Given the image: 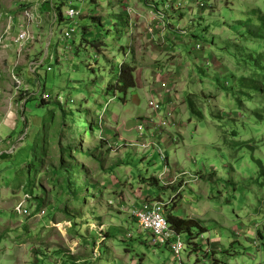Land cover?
<instances>
[{
	"label": "rangeland",
	"instance_id": "1",
	"mask_svg": "<svg viewBox=\"0 0 264 264\" xmlns=\"http://www.w3.org/2000/svg\"><path fill=\"white\" fill-rule=\"evenodd\" d=\"M52 1L57 5L63 1V12L71 5L79 8L82 16L77 20L76 43L70 42L74 49L70 60L57 58V44L70 22L59 18L54 23L50 47L43 44L49 42V30L42 36L34 31L37 40L22 53L28 60L33 52L44 63L40 77L32 78L34 95L25 107H15L13 125L4 123L7 118L0 119V149L9 151L11 145L16 146L12 153L6 152V158L0 157V264H72L65 253L73 245H77L79 264H180L167 246L151 244L150 233L140 230L129 212H117L109 204L113 202L116 208L122 202L129 211L131 205L126 203L132 201V191L169 203L166 214L201 219L207 230L195 241L201 250L191 254L185 246V264H264V178L257 165L264 164V93L251 87L249 80L264 55V39L261 43L252 40L244 27L255 10L258 17L252 19L259 25L264 0H195L190 12L186 0L164 4L170 5L166 13L177 31L190 34L179 56L183 64H189L183 67L184 81H176L178 86L175 81L165 82L175 85L169 96L174 98L183 84L189 87L184 102L174 101L176 109L182 106L178 114L187 117L180 141L165 148L167 157H175L177 167L159 179L165 163L156 147L138 146L136 130V118L150 113V95L139 88L115 95L107 88L117 82L120 66L132 62L131 48L146 46L134 24L132 6L138 3L129 2L125 11L131 12V20L125 22L110 16L117 0ZM43 5V0H0V22L6 13L18 16L24 9L37 11ZM159 5L163 7L161 0ZM41 14L47 24L53 21V15L44 10ZM93 16L101 19V25ZM154 16L143 18V25L146 35L158 40L155 47L160 50V34L167 24L162 14ZM82 33L89 36L83 42ZM93 41L96 46L91 45ZM196 43L203 48L195 50ZM45 46L47 58L46 53L41 56ZM200 52L206 56L204 62L198 59ZM256 52L260 56L252 60ZM14 59L12 55L10 60ZM151 61L152 66L159 63L157 57ZM154 70L156 76L160 70ZM239 77H246L251 88L241 86ZM43 93L50 94L51 100L41 105ZM1 100L0 105H5L7 101ZM109 105L119 107L123 138L113 139L104 148L100 117ZM113 149L117 150L114 155L110 153ZM154 176L159 186L149 184ZM149 190L152 195L147 196ZM26 194L28 217L15 211ZM36 197L44 199L40 205ZM56 217L55 223L70 220V235L52 225ZM101 222L106 225L102 233ZM71 236L89 243V248L73 243ZM182 239L186 242L187 235L182 234Z\"/></svg>",
	"mask_w": 264,
	"mask_h": 264
},
{
	"label": "built area",
	"instance_id": "2",
	"mask_svg": "<svg viewBox=\"0 0 264 264\" xmlns=\"http://www.w3.org/2000/svg\"><path fill=\"white\" fill-rule=\"evenodd\" d=\"M51 1L52 0H43V4ZM168 3L170 2H167V4ZM199 5L204 7L205 3L200 2ZM167 7L171 9L170 5ZM128 14L130 15L131 12L129 13L128 11ZM154 14L160 15L159 12H154ZM5 16L6 19L4 20V24L0 27V83L3 81L5 76L12 83V95L9 98V109L7 111V117H10L16 106L19 105L20 108L25 107V104L34 95L31 93V89L33 87L32 84H27L25 79L21 76V57L25 48H28L37 40L34 31H39L45 22L43 19L44 16L41 14V9H38L37 11L24 9L18 16L10 15L9 13H6ZM81 16V9L73 7L72 5L65 12L62 10L63 22H70L71 25L66 27L62 32L60 44H57V58H59L60 50L62 51V55L60 57L70 60L72 55L71 52L74 50L70 42L71 40L74 42V39L77 37V20L80 19ZM52 18L53 23H58L57 13L53 14ZM180 33L181 35L186 36L185 31H180ZM50 43L51 40L47 44V47L50 46ZM202 48L203 46L201 43H196L195 50H201ZM10 54L15 55V59L13 61L10 60ZM47 56L48 52L46 54V58ZM43 65V60L32 62L29 65L30 74L33 76H39V71ZM50 70L51 68L49 67L48 71ZM173 82L174 79L172 80V83ZM164 87L165 94L167 95H172L173 88L175 90L174 84L167 85L165 83ZM50 99V94L43 93L41 96V100L43 101H50ZM148 106L150 108L149 115L144 118H139L136 126V130L138 131L140 137L138 146L140 145L143 149L156 147L154 150H157L162 161L165 163V169L159 174V179L166 176L169 171L167 162L169 157H167L165 147L159 138L163 137V135L172 127L175 119L176 104L169 103L168 106L164 108L161 102L151 98L148 102ZM24 136L25 135H23L21 140ZM10 143L11 142H8V144ZM15 149L16 146L11 145L9 151L6 152L7 154L12 153ZM27 197H29L28 194H26L24 199L20 200L15 207V211L20 216H31V211L26 208V205L24 206V204H26L25 199ZM112 203L113 202H110L109 204L113 206L114 204ZM121 203L119 204V208H121L122 211L129 212L130 216L138 223L140 230L150 233L151 244L153 246H167L173 255L180 261V264H185L182 259V252L185 250L186 246L185 242L182 239V235L172 229L167 219L166 207L169 203H166L163 200L147 197L139 204L130 206L129 211L125 209V206H121ZM55 225L63 235H66L68 228L71 227V222L67 221L64 223H57ZM100 229L102 233L103 228L101 227ZM129 236L132 238L131 235Z\"/></svg>",
	"mask_w": 264,
	"mask_h": 264
},
{
	"label": "crops",
	"instance_id": "3",
	"mask_svg": "<svg viewBox=\"0 0 264 264\" xmlns=\"http://www.w3.org/2000/svg\"><path fill=\"white\" fill-rule=\"evenodd\" d=\"M91 1H93V0H91ZM131 1H132V3L133 2L138 3L135 6H132L133 10H135V13H136L135 19H134L135 20L134 24L137 27L136 28L137 33L139 31L141 32L140 37H142L144 39L143 42L145 41V45H146L144 48H139L135 51H133V49L131 48L132 46L130 47L133 63L131 62L129 64L136 66V71L134 73L135 82H136L135 88H139V89L144 90V91L146 90V92H148L150 97L161 102L163 104L164 108H166L169 103H175L174 102L175 99L179 100V102H180V100H181V102H184L186 100L184 92L189 87V85H188L189 83H186L187 86L185 84L181 85V87L179 86L177 89V91L179 93L176 92V95L174 98H172L169 95H166L164 93V90H163V84L165 82H167V83L171 82L174 78H175L174 81L176 84H177V82L179 83L181 81H184L183 76H182L183 75L182 71L184 69L183 67L184 66L187 67L189 65V64H183V62L180 60L179 56H180L181 49L185 48L186 45H188L190 34L188 33L186 36L180 35V31L179 32L177 31L178 26L173 25L172 17L166 13V9L168 8L167 5L166 6L164 5L165 3L167 4V2H170V1L177 4L179 2V0H161L163 7H161L159 5L160 0H150L153 2L152 4H147V2H149L148 0H140V2L138 0H135V1L134 0H117V3L113 7L110 16H117L120 19L125 20V22L127 20L129 22V20H131V18L129 17V15L125 11V9L128 7L129 2H131ZM185 3H186V7H187V4L189 3V5L186 9L189 10V12H190L191 9H189V7L192 8L194 6L195 0H186ZM57 7H58V5L56 3H54L53 1H51V2L43 5V8L41 9V11L43 12V10H44V13L49 14L51 17L53 14L56 13ZM164 7H165V9H164ZM174 10H177V7H174ZM154 12H159V14H162L164 17L163 20L167 24L160 34V37L163 40V43H162L163 46L160 47V50L155 47V41L157 42L158 40L157 39L153 40L152 38H150L149 34L146 35V31H145L146 27L144 28V25H143V22H144L143 18L144 19L145 18L151 19L152 16L155 15ZM123 14H125V15H123ZM178 16H180V14ZM155 17H156V15L154 16V18ZM173 17L176 18V15ZM161 19H162V17L161 18L158 17L157 20L160 21ZM153 22L155 23L156 21H153ZM3 24H4V21L2 20L0 22V27L3 26ZM54 25L55 24L53 23V21H51V23H49V24H47L45 22L43 24V26L41 27V29H39V33H41V36L45 35V32L46 31L48 32V30H49V36H48L49 42L53 37ZM133 30H134V28H133ZM88 37H89L88 35H86L85 38H83V36H81L82 42L87 40ZM76 38L74 39L75 41H76ZM134 38H135V36H134ZM41 39H42V37H41ZM52 41H53V39H52ZM49 42H47V43L44 42L43 44H48ZM51 44H52V42L50 43V45ZM100 45H99L98 50H101L102 46H100ZM81 46H82V44H81ZM57 48H58V46H57ZM34 49H35V47H34ZM46 50L48 52V48H46V46H45V49H43L41 56L44 57L45 53L47 54ZM157 50H159V52L156 55ZM36 52H38V51H36ZM31 54H33L32 55L33 57L29 58L28 60H25L22 57L20 70L22 69L21 76L25 79V81L26 82L28 81V83L33 84L34 80L32 78H35V77L33 75H31L29 72V65L32 62L41 61L42 58H40L39 60H36L34 57L36 54L33 52ZM61 55H62L61 51L59 50V58ZM10 56H12V54H10ZM202 56H204V57H202ZM156 57H157V61L159 63H154V65L152 66L153 63L151 60H153ZM204 58L206 59L205 54L203 52H200V54L198 55V59H200V60L202 59L204 62V60H205ZM61 59H59V60H61ZM126 64H128V63H126ZM153 68L154 69L159 68V70H160V71H158L159 73H157L156 76H155V74L157 71H155ZM207 72H208V70H207ZM202 74H204V73H202ZM177 86H178V84H177ZM11 91H12V83L5 76L3 81L0 83V98L2 99L1 102H6V101L7 102L5 103V105L3 104V106L0 105L1 106L0 107V119H2V118L6 119L7 118L6 121H4V123H6L7 125H13L14 124L13 122H11L12 121L11 116L13 115V113H12V115H10V117H7V111L9 109V107H8L9 98L12 95ZM115 95H116V93H115ZM189 96H192V95L189 94ZM6 97H7V100L5 99ZM123 102H127V99H125V100L123 99ZM179 106L177 107L178 110L180 107H182V106H180V107ZM178 110L175 113V119H174L172 127L162 137L163 146L167 150L170 146H172V144H174V143L177 144L180 141V134H181V130H182L183 124H184L183 120L187 118L186 114H184L181 117V115L178 114L179 113ZM119 112H120L119 107H113L112 108L111 105H109L108 108L106 109V113L109 114V116H107L105 113L103 115V118L100 117L101 121L103 122V125H100V132L102 133V134H100V137L102 138V143H103L104 148H106V145L111 143L113 139H117V137H118V139L123 138L122 133H120V131H119L120 130V128H119V125H120L119 124L120 123ZM147 115H149V114H147ZM143 116H146V115H143ZM143 116H138L136 119L138 120L139 118H142ZM25 122L27 123L26 119H25ZM132 131H134L133 128H132ZM132 131L129 130V132H132ZM175 136H177V138ZM4 147L5 146H3L2 148H4ZM124 150H126V149H123V152H124ZM116 152H117V150L113 149V151H111L110 153L114 155V153H116ZM2 153H6V149H0V154H2ZM174 155H176V153H174ZM169 167H170L169 168L170 170H172L173 167H177V163L175 162V157H172L171 159L169 158ZM154 177H156V176H154ZM143 185H145V184L143 183ZM131 193L132 194H131L130 199H132V201L130 202L129 200H127L128 202L126 203V204H129L131 206L134 204H138L139 201L141 202L143 198H147V197L142 196V194H138V193L133 192V191ZM147 193H148L147 196L152 195L151 194L152 192L150 190ZM120 199H121V197H120ZM121 204H123V203H121ZM119 206L120 205L118 204V206L116 208L114 206H112V207L114 209H117V212L122 213V210H121V208H119ZM54 217H55V215H54ZM181 217L185 218L186 216H181ZM55 219L57 220V217L53 218L52 225L57 224L54 222ZM196 219H199L201 221V219L198 217ZM67 221H70V220H67ZM67 221L63 220L62 222H58V223H64ZM95 226H96L95 224L92 225L93 228H95ZM99 226L104 227L106 225L103 222H101V223H99ZM105 234H107V233H105ZM67 235H70V230H69ZM71 237H73V236H71ZM77 242H79L78 246H83L85 248H89V246H90L89 243L82 241L79 237H77L76 239L74 238L73 243L77 244ZM76 246L77 245H73L72 246L73 248H70V246H67L68 251L65 253L72 260V264H79L80 262H82L81 260L76 259V257H75V254H76L75 247Z\"/></svg>",
	"mask_w": 264,
	"mask_h": 264
},
{
	"label": "trees",
	"instance_id": "4",
	"mask_svg": "<svg viewBox=\"0 0 264 264\" xmlns=\"http://www.w3.org/2000/svg\"><path fill=\"white\" fill-rule=\"evenodd\" d=\"M49 3V2H46ZM45 3V4H46ZM64 2H61L56 10V13L58 15V19L60 18V21L62 22V8L64 7ZM258 12L252 11L251 13V17H249L246 21H245V29H246V34L248 36H250V38L252 40L255 41H259L258 43H261L260 41L263 42L264 39V17H260L258 18L257 22L259 23L258 26H256L253 22V17L257 16L258 17ZM94 17V16H93ZM94 20H97L98 23L101 25V19L99 17H94ZM59 23V20H58ZM86 27H83V29ZM83 38H85V33H82ZM88 43V42H87ZM91 45L96 46L97 43L96 41L91 42ZM94 48V47H93ZM74 52V50H73ZM250 56V55H249ZM256 56H260L259 53H255L253 55H251V59L254 60V57ZM261 60V61H260ZM260 60L259 63L256 65L257 71L256 74L254 76H252L251 79H249L251 81V87H257L262 93H264V55L260 56ZM59 61V60H58ZM136 71V66L132 65V64H126L123 63L120 66V72H119V76H118V80L115 84H109L108 85V89H113L116 93V91L119 92H123V93H127L128 90L135 88L136 86V82H135V76L134 73ZM40 77V75H39ZM257 79V80H256ZM238 81L240 82L239 84L243 87H245V89L247 88H251L248 82V79H246V77H239ZM51 100V99H50ZM48 103V101H41V105H44ZM191 104V103H190ZM190 106V105H189ZM261 117L263 118L262 114H260ZM259 116V115H258ZM92 127V124H90ZM1 158H6L7 154L6 153H2L0 154ZM259 170H260V178H264V164H262L261 162L257 163ZM169 166V164H168ZM144 182V180H142ZM151 183L149 184H156L159 186L158 180L156 179V177H152ZM158 183V184H157ZM35 200H37V205H40L39 201H43L44 199L36 197ZM57 208H55L56 210ZM63 212L65 214L68 213V209L67 208H63ZM68 215V214H67ZM167 215V219L169 224L171 225L172 229L175 230L177 233L179 234H186L187 235V240L185 242L186 246H188V249L190 250V253H197L201 250V247L195 243L197 237L202 236L203 234H205L207 232L206 228H204L201 225V221L198 219H191L188 217L182 218V217H178L176 215H174L172 212L170 214H166ZM261 236V235H260ZM262 241H264V236L262 235ZM192 245V246H191ZM209 253V252H207ZM215 263V262H214ZM217 264V263H215Z\"/></svg>",
	"mask_w": 264,
	"mask_h": 264
}]
</instances>
